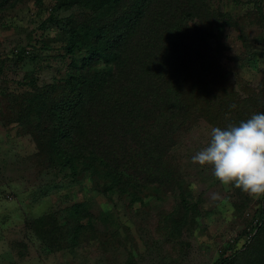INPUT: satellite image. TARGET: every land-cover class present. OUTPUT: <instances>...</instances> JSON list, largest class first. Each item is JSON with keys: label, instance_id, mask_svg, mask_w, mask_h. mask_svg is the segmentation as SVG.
Returning a JSON list of instances; mask_svg holds the SVG:
<instances>
[{"label": "rangeland", "instance_id": "rangeland-1", "mask_svg": "<svg viewBox=\"0 0 264 264\" xmlns=\"http://www.w3.org/2000/svg\"><path fill=\"white\" fill-rule=\"evenodd\" d=\"M111 1L0 0V264L262 261L264 229L258 235L256 225L264 195L250 196L222 184L211 165L192 163L191 158L209 145L212 128L238 126L264 113V0H201L207 2V13L200 9L187 23L211 26V34L223 44L236 112L224 110L215 122L196 121L179 139L168 154L177 169L176 186L129 181L122 188L98 163L76 160L41 170L33 159L32 134L40 123L39 101H44L38 92L58 100L67 79L87 71L93 77L106 68L110 35L104 22ZM150 1L158 9L170 2ZM184 2L177 1L175 8L188 21L195 4ZM153 12L147 11L146 22L156 35L154 17L172 16L171 10L158 16ZM95 37L100 52L93 45ZM75 42L79 48L68 54L67 47ZM92 53L96 59L84 63ZM212 193L219 199L213 200ZM45 216L66 227L58 250L31 226Z\"/></svg>", "mask_w": 264, "mask_h": 264}, {"label": "trees", "instance_id": "trees-1", "mask_svg": "<svg viewBox=\"0 0 264 264\" xmlns=\"http://www.w3.org/2000/svg\"><path fill=\"white\" fill-rule=\"evenodd\" d=\"M177 1L159 4V9L157 2L147 0L108 2L106 68L93 77L88 71L70 77L56 94L58 100L38 92L44 101H39L40 123L32 136L37 150L33 159L41 170L84 160L98 163L122 188L129 181L173 188L179 177L168 154L179 139L196 121L215 122L224 110L236 112L231 107L236 106V94L228 87L223 44L211 34V26L204 28L199 21L187 24L200 15V9L207 10V2L186 0L195 5L192 18L184 21L175 8ZM149 10L155 16L171 10V20L166 14L160 20L154 17L156 35L150 34L152 25L146 22ZM97 38L93 45L99 50ZM78 48L77 42L72 43L67 53ZM92 57L97 54L84 63ZM31 226L38 238L46 236V245L54 250L65 239L60 235L66 227L52 217L37 219ZM256 229L258 235L264 229V196ZM253 264H264V259Z\"/></svg>", "mask_w": 264, "mask_h": 264}, {"label": "clouds", "instance_id": "clouds-1", "mask_svg": "<svg viewBox=\"0 0 264 264\" xmlns=\"http://www.w3.org/2000/svg\"><path fill=\"white\" fill-rule=\"evenodd\" d=\"M191 160L211 165L214 177L224 185H234L250 196L264 195V113L254 114L238 126L212 128L209 145ZM211 198L219 199V194L212 193Z\"/></svg>", "mask_w": 264, "mask_h": 264}]
</instances>
